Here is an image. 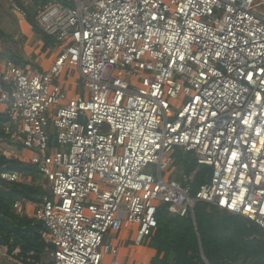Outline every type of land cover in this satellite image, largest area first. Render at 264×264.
<instances>
[{"label":"built area","instance_id":"1","mask_svg":"<svg viewBox=\"0 0 264 264\" xmlns=\"http://www.w3.org/2000/svg\"><path fill=\"white\" fill-rule=\"evenodd\" d=\"M36 21L59 52L47 72L0 55V114L51 194L13 211L49 247L10 262L120 264L112 238L126 228L142 246L160 205L193 218L206 203L264 231V0H66ZM176 149L211 170L193 196L194 174L162 176Z\"/></svg>","mask_w":264,"mask_h":264},{"label":"trees","instance_id":"2","mask_svg":"<svg viewBox=\"0 0 264 264\" xmlns=\"http://www.w3.org/2000/svg\"><path fill=\"white\" fill-rule=\"evenodd\" d=\"M8 1L12 7L17 6L26 12L25 21L42 43L43 52L54 48V38L42 31L36 16L48 4L65 3L66 0ZM0 40V55L3 58L18 67L40 71L37 65L23 56L25 36H20L17 41L14 35L0 29ZM4 121L0 114V139L20 153L22 146L14 144L4 133ZM172 159L181 173V183L183 178L188 179L194 174L187 182L193 196L199 186L206 182L211 170L198 166L191 153H183L180 149L174 151ZM2 173H16L21 176L22 182L6 183L0 180V250L4 249L6 256L15 261L25 260L29 252H34V259L39 261L49 247L43 238L44 227L39 222L16 215L13 204L16 201L40 204L44 198H51L49 189L37 183L44 180L37 166L0 154V175ZM193 215V218H182L171 215L167 205L157 208L156 229L144 242L146 248L155 252L149 264H264V231L255 223L206 203L195 204Z\"/></svg>","mask_w":264,"mask_h":264},{"label":"rangeland","instance_id":"3","mask_svg":"<svg viewBox=\"0 0 264 264\" xmlns=\"http://www.w3.org/2000/svg\"><path fill=\"white\" fill-rule=\"evenodd\" d=\"M16 19L17 18L13 14V9H12V6L10 5V2L8 0H0V29L6 34L14 35V38L17 41H19L20 36H25L23 31H22V28H24V25H23V27L19 26V24H17ZM31 33H32V31H31ZM32 35L33 36L29 37V38H26V36H25V42L23 44L22 51H23L24 58L36 65L37 56L40 55V53H42V49L39 50L40 53L37 52V49L39 48V44H38V46H35V45L37 42L38 43H40V42L34 36L33 33H32ZM0 43H1V40H0ZM0 49H1V46H0ZM24 49H29V50L26 53L24 51ZM32 51H33V53H32ZM35 51H36V53H35ZM55 51L59 52V49L56 47L49 49L48 51L42 53V54H44L43 57L48 58V57H50V54L55 52ZM57 54H56V56H57ZM55 57H54V59H55ZM40 72H47V70H43ZM77 83H78L77 88L75 89V92H74L76 95L81 93L83 90V84L79 81ZM63 84H64L63 86L66 85V80H63ZM70 91H72V90L69 89L68 94L71 93ZM104 131H106L105 127H104ZM21 152H23V154H21ZM21 152L18 153L12 145H10L8 142H5V141L0 139V154L5 155V157H7V158H17L19 160L22 159L21 160L22 162H27L26 160L31 157V153H29L28 150H23ZM24 153H27L26 157H28V158H26V159L24 158ZM180 174H179L177 167H175L174 164L171 163L169 168H167L163 172L162 176L166 180H174V181L180 183V181H179ZM37 183L42 185L46 190H48L47 183L44 180L37 181ZM122 234L126 236L125 243L120 242L114 236L112 238V240H114L112 247H118L119 248L118 249V252H119L118 260H119L120 264H131L132 261H134V258L137 259L138 258L137 255H141L142 252L140 251V249H138V246L133 242L135 239V232H133L132 235L129 237L130 231L127 230L126 228H123ZM108 241L110 242V240H108ZM140 247L146 248L144 246V243L142 244V246L140 245ZM130 252H131V254H129ZM145 255L146 254L143 253L141 256L145 257ZM46 261H49L48 257H46ZM110 262H111V257L107 256L104 259L103 264H110ZM141 262L144 263L143 260ZM0 264H11V262L8 261V258L6 256V252L4 249L0 250Z\"/></svg>","mask_w":264,"mask_h":264},{"label":"crops","instance_id":"4","mask_svg":"<svg viewBox=\"0 0 264 264\" xmlns=\"http://www.w3.org/2000/svg\"><path fill=\"white\" fill-rule=\"evenodd\" d=\"M23 25H24V28H22V31H23V33H24V35L26 36V38H29V37H32L33 35H32V33H31V30H30V28H29V26L27 25V23H26V21H24V22H21L20 24H19V26H22L23 27ZM38 44H39V48L37 49V52H39V50L40 49H42L41 47H42V43H36V45L35 46H38ZM28 50L29 49H24V51L27 53L28 52ZM55 50V49H54ZM46 51H48V50H46ZM46 51H44V52H46ZM43 52V50H42V53H44ZM32 53H33V51H32ZM35 53H36V51H35ZM40 53V52H39ZM42 53H40V55H38L37 56V59H36V65L39 67V69H40V71H43V70H48L49 69V67L51 66V64H52V62H53V60H54V57L56 56V54L58 53V51H55V52H53V53H51L50 54V57H43L44 56V54H42ZM43 69V70H42ZM75 86H76V82L74 81V82H71L69 85H68V90L69 89H71L72 91H70L71 93L70 94H68L70 97H73L74 95H75ZM0 90H1V87H0ZM21 154H23V152H21ZM26 154L27 153H24V158L26 159V158H28V157H26ZM28 156V155H27ZM22 160V159H21ZM26 161H28V159L26 160ZM126 233V232H125ZM117 240H119L120 242H123V243H125V240H126V236L125 235H123L122 234V232L118 235V238H117ZM122 240V241H121ZM138 249H140V251L142 252V254L144 253V254H146L145 255V257L143 256H141V255H137L138 256V258L136 259V258H134V261H132V263L131 264H149L150 263V260L154 257V255H155V252L153 251V250H151V249H148V248H143V247H138ZM128 253V252H127ZM129 254H131V252L129 253ZM141 256V257H140ZM8 258V257H7ZM143 260V262L144 263H142L141 261ZM8 261H10V259L8 258ZM11 264H14L13 262H11Z\"/></svg>","mask_w":264,"mask_h":264}]
</instances>
